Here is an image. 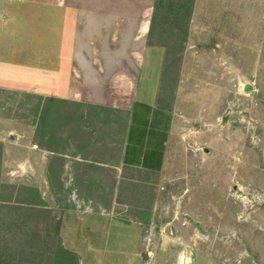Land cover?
Listing matches in <instances>:
<instances>
[{
  "label": "rangeland",
  "instance_id": "obj_1",
  "mask_svg": "<svg viewBox=\"0 0 264 264\" xmlns=\"http://www.w3.org/2000/svg\"><path fill=\"white\" fill-rule=\"evenodd\" d=\"M177 2L156 8L147 40L165 52L158 100L175 118L158 173L98 170V182H72L55 160L45 180L43 154L31 149L48 142L42 101L0 88V264H81L68 226L104 218L127 245L103 264H127L139 239L154 241L157 264L173 255L176 264H264V0H194L189 24ZM37 26L15 46L51 44ZM88 191L107 214L86 212Z\"/></svg>",
  "mask_w": 264,
  "mask_h": 264
},
{
  "label": "crops",
  "instance_id": "obj_2",
  "mask_svg": "<svg viewBox=\"0 0 264 264\" xmlns=\"http://www.w3.org/2000/svg\"><path fill=\"white\" fill-rule=\"evenodd\" d=\"M154 4L155 0H0V88L42 101L41 137L48 145L34 142L31 149L43 154L45 180L55 160L60 161L63 180L72 182H98L91 173L98 170L158 173L164 168L175 118L158 100L165 52L147 42ZM37 25L51 32V44L16 47L14 41L32 38ZM52 139L63 145L52 144ZM87 193L86 212H109L91 206L94 196ZM68 228L81 264H103L115 256L110 248L127 245L115 240L122 236L113 233L106 218ZM154 246V241L139 239L127 264H157L159 250L153 251ZM168 260L176 264L177 256Z\"/></svg>",
  "mask_w": 264,
  "mask_h": 264
},
{
  "label": "trees",
  "instance_id": "obj_3",
  "mask_svg": "<svg viewBox=\"0 0 264 264\" xmlns=\"http://www.w3.org/2000/svg\"><path fill=\"white\" fill-rule=\"evenodd\" d=\"M164 1L165 0H155V4H154V13L153 16L155 15V11L157 7H162L164 5ZM177 13H180L181 16H184L186 18V24H189L190 22V17L192 14V9H193V5H194V0H178L177 2ZM174 3L172 2V4L170 5L171 8H173ZM154 20V19H153ZM184 35L187 36V30L184 31ZM11 207H13L12 205H10ZM55 233L59 238V233H60V224L57 223L55 225ZM65 253L68 255H72L74 258H76V254L73 252H69L67 250H65Z\"/></svg>",
  "mask_w": 264,
  "mask_h": 264
}]
</instances>
